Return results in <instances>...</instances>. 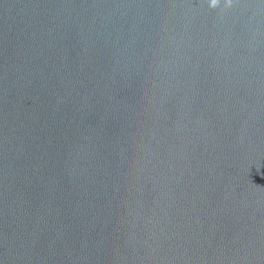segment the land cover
Returning a JSON list of instances; mask_svg holds the SVG:
<instances>
[{"label": "water", "instance_id": "obj_1", "mask_svg": "<svg viewBox=\"0 0 264 264\" xmlns=\"http://www.w3.org/2000/svg\"><path fill=\"white\" fill-rule=\"evenodd\" d=\"M0 0V264H264V0Z\"/></svg>", "mask_w": 264, "mask_h": 264}, {"label": "clouds", "instance_id": "obj_2", "mask_svg": "<svg viewBox=\"0 0 264 264\" xmlns=\"http://www.w3.org/2000/svg\"><path fill=\"white\" fill-rule=\"evenodd\" d=\"M230 2H231V0H228L229 6H230ZM217 6H218V0H211L210 7L215 9Z\"/></svg>", "mask_w": 264, "mask_h": 264}]
</instances>
